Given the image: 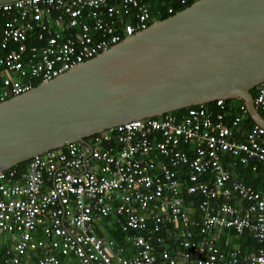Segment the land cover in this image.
Wrapping results in <instances>:
<instances>
[{
	"label": "built area",
	"instance_id": "built-area-1",
	"mask_svg": "<svg viewBox=\"0 0 264 264\" xmlns=\"http://www.w3.org/2000/svg\"><path fill=\"white\" fill-rule=\"evenodd\" d=\"M154 1L0 4V102L147 28ZM253 90L264 108V82ZM227 100H214L216 111L199 104L125 121L0 171V264H264V188L233 171L264 167V128L238 139L249 114L242 102L226 123ZM185 194L201 197L197 211ZM112 224L124 245L109 235ZM226 229L256 245L223 250Z\"/></svg>",
	"mask_w": 264,
	"mask_h": 264
},
{
	"label": "water",
	"instance_id": "water-1",
	"mask_svg": "<svg viewBox=\"0 0 264 264\" xmlns=\"http://www.w3.org/2000/svg\"><path fill=\"white\" fill-rule=\"evenodd\" d=\"M16 0H0V4ZM264 0H197L0 102V171L125 121L218 98L264 117Z\"/></svg>",
	"mask_w": 264,
	"mask_h": 264
},
{
	"label": "trees",
	"instance_id": "trees-1",
	"mask_svg": "<svg viewBox=\"0 0 264 264\" xmlns=\"http://www.w3.org/2000/svg\"><path fill=\"white\" fill-rule=\"evenodd\" d=\"M112 3L117 2V0H110ZM194 0H187L185 4H179L177 1L174 0H155L152 3V11L155 17V20H161L169 15L174 14L176 11L181 10L187 6H189L191 3H193ZM169 7L173 8V12L169 13L167 9ZM3 17L0 15V24L2 23ZM32 37H30L31 39ZM41 82L40 79H34L33 84L34 86L38 85ZM254 93V90H253ZM254 95V94H253ZM235 100L237 99H229L227 102L233 103L232 107H230L229 111L225 113V122L229 123L230 119H232L234 116L238 115L239 112L237 110V104L235 103ZM242 102V101H241ZM206 107L209 109H213L214 111L217 110V107L214 103L210 102L205 104ZM187 108H181L175 111H172L173 114H176L177 116H181ZM260 114L264 117V108L258 109ZM228 115V116H227ZM229 117V118H228ZM255 125V122L251 119V117L248 115L247 117H243L241 121L238 124V127L236 129L235 136L240 139L244 140V136L247 130H249L251 127ZM239 132V133H238ZM240 134V135H239ZM26 163H20L15 166V168L22 170L25 168ZM233 170L238 173L239 178L246 183L247 185L252 186L255 189L262 190L264 188L263 186V177H264V167L259 166L256 172L251 170V164H242L237 163L234 165ZM185 198L191 202V204L197 208V204L200 201L201 197L199 195H186ZM195 210L197 211V209ZM109 229V235L112 237V239L119 245L123 244V232L120 230V227L118 225H108ZM100 235H103L102 231H99ZM217 243L220 245V248L223 250L234 247L239 248L242 251H250L253 249L256 244L253 238L246 236V233H236L233 230H224L219 238L217 239ZM124 245V244H123ZM5 248L3 245L0 246V257L3 258L5 256ZM2 263V262H1ZM31 264H35V262H31Z\"/></svg>",
	"mask_w": 264,
	"mask_h": 264
},
{
	"label": "rangeland",
	"instance_id": "rangeland-1",
	"mask_svg": "<svg viewBox=\"0 0 264 264\" xmlns=\"http://www.w3.org/2000/svg\"><path fill=\"white\" fill-rule=\"evenodd\" d=\"M235 103H236L237 105H239V104H241L242 102H241L240 100H235Z\"/></svg>",
	"mask_w": 264,
	"mask_h": 264
},
{
	"label": "bare ground",
	"instance_id": "bare-ground-1",
	"mask_svg": "<svg viewBox=\"0 0 264 264\" xmlns=\"http://www.w3.org/2000/svg\"><path fill=\"white\" fill-rule=\"evenodd\" d=\"M228 116V115H227ZM229 118V117H228ZM237 133V132H236ZM239 133V132H238ZM240 135V134H239ZM189 200V199H188ZM196 208V207H195ZM113 225V224H112Z\"/></svg>",
	"mask_w": 264,
	"mask_h": 264
},
{
	"label": "crops",
	"instance_id": "crops-1",
	"mask_svg": "<svg viewBox=\"0 0 264 264\" xmlns=\"http://www.w3.org/2000/svg\"><path fill=\"white\" fill-rule=\"evenodd\" d=\"M234 171V170H233ZM235 172V171H234ZM236 175H238V173L235 172Z\"/></svg>",
	"mask_w": 264,
	"mask_h": 264
},
{
	"label": "flooded vegetation",
	"instance_id": "flooded-vegetation-1",
	"mask_svg": "<svg viewBox=\"0 0 264 264\" xmlns=\"http://www.w3.org/2000/svg\"><path fill=\"white\" fill-rule=\"evenodd\" d=\"M252 94H254V93H253V90H252Z\"/></svg>",
	"mask_w": 264,
	"mask_h": 264
}]
</instances>
